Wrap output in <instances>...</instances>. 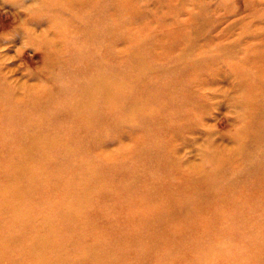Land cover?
Segmentation results:
<instances>
[{
	"label": "rangeland",
	"instance_id": "rangeland-1",
	"mask_svg": "<svg viewBox=\"0 0 264 264\" xmlns=\"http://www.w3.org/2000/svg\"><path fill=\"white\" fill-rule=\"evenodd\" d=\"M263 157L264 0H0V264H264Z\"/></svg>",
	"mask_w": 264,
	"mask_h": 264
},
{
	"label": "bare ground",
	"instance_id": "bare-ground-1",
	"mask_svg": "<svg viewBox=\"0 0 264 264\" xmlns=\"http://www.w3.org/2000/svg\"><path fill=\"white\" fill-rule=\"evenodd\" d=\"M229 181L230 184L244 185L243 193L245 194V205L244 209L241 210V216L245 218V221L242 224L239 223L240 226L238 224L237 227L232 229L227 226L226 231L228 236L235 231L238 232L239 241L236 244L240 251L236 257L245 260L262 258V256L264 257V157L255 170L246 169L241 172L230 170ZM230 187V189L233 188V186ZM255 193L258 196L249 201V196Z\"/></svg>",
	"mask_w": 264,
	"mask_h": 264
}]
</instances>
